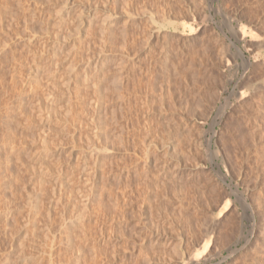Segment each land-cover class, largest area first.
I'll use <instances>...</instances> for the list:
<instances>
[{
	"label": "rangeland",
	"instance_id": "374dc122",
	"mask_svg": "<svg viewBox=\"0 0 264 264\" xmlns=\"http://www.w3.org/2000/svg\"><path fill=\"white\" fill-rule=\"evenodd\" d=\"M0 264H264V0H0Z\"/></svg>",
	"mask_w": 264,
	"mask_h": 264
},
{
	"label": "bare ground",
	"instance_id": "6f19581e",
	"mask_svg": "<svg viewBox=\"0 0 264 264\" xmlns=\"http://www.w3.org/2000/svg\"><path fill=\"white\" fill-rule=\"evenodd\" d=\"M82 12V11H81ZM81 14V13H80ZM237 52V51H236ZM219 112V111H218ZM222 115V114H221ZM87 175H89V174H87ZM91 175V174H90ZM243 199V198H242ZM241 203V202H240ZM244 203V202H243ZM243 205V204H242ZM245 205H247V204H245ZM35 206V205H34ZM243 207H244V205H243ZM248 207V206H247ZM245 208V207H244ZM246 209V208H245ZM247 210V209H246ZM245 211V210H244ZM245 215V214H244ZM250 215V214H249ZM254 223V222H253ZM70 236H72V235H69V236H67V237H70ZM70 244V246H71V243H69ZM206 246V245H205ZM206 249L205 250H203V252H201L200 254H203V256L205 257V258H209L210 256H211V253H213L212 251V248L210 247V243H208L207 244V246L205 247ZM234 251V250H233ZM232 251V252H233ZM200 254L198 255V256H196V257H199L200 256ZM197 259V258H196ZM29 263V262H28Z\"/></svg>",
	"mask_w": 264,
	"mask_h": 264
}]
</instances>
